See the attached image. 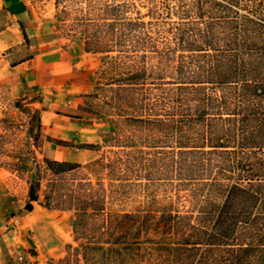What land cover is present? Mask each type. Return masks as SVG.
I'll return each instance as SVG.
<instances>
[{
    "label": "rangeland",
    "instance_id": "rangeland-1",
    "mask_svg": "<svg viewBox=\"0 0 264 264\" xmlns=\"http://www.w3.org/2000/svg\"><path fill=\"white\" fill-rule=\"evenodd\" d=\"M23 1L19 19L0 9V264H198L204 246L184 248L222 204L228 167L249 163L253 150L264 157V140L252 148L225 132L226 117L245 116L247 143L264 118V99L232 94L248 72L222 79L211 105L176 90L207 81L174 60L188 54L174 29L188 0ZM247 3L264 19V0ZM232 9L241 12L215 17ZM227 42L218 34L215 48ZM60 53L67 62L58 65ZM202 145L228 153L208 168L199 154L176 155ZM45 159L78 167L55 175ZM31 183L37 201L27 211Z\"/></svg>",
    "mask_w": 264,
    "mask_h": 264
},
{
    "label": "trees",
    "instance_id": "trees-1",
    "mask_svg": "<svg viewBox=\"0 0 264 264\" xmlns=\"http://www.w3.org/2000/svg\"><path fill=\"white\" fill-rule=\"evenodd\" d=\"M259 1L262 2V0ZM232 6L241 8V12L232 9V15L215 17V11L229 10ZM258 6V3L253 6L248 5L247 0L187 1L181 13L183 19L175 25L174 29L175 39L178 40L177 47L181 48V51H187L188 54L175 55L174 60L179 72L186 73L187 69L189 76L207 81L191 82L190 86H182L184 82H180L176 86L177 91L187 92L188 95L198 97L201 102L211 105L217 99L214 96L215 92L223 91L226 87L221 83L222 79L242 80L244 73L248 72L247 75L251 78L232 87L234 99L237 98V101L242 102L247 99V95L264 99V19L261 21L256 19L260 14ZM139 24L142 25L143 22H125V25L129 27ZM218 34L225 35L228 41L226 50L218 51L215 48V38ZM234 74L235 77L232 76ZM205 83L211 84L210 93H207V88L202 86ZM234 112L229 114L233 116L236 113L239 114V110ZM200 117L203 116L199 115ZM245 120V116L226 117L224 121L231 127L228 125L225 132L229 135L231 130H237L243 140L240 145L249 144L251 145L249 147L260 149L264 140V137L260 136L264 131V118L256 119L252 129L254 136L247 139L249 140L247 143L244 142V138H247ZM208 121L210 123H207L205 132L210 136L215 131L212 125L214 119L211 117ZM39 128L38 119L37 129ZM256 132L259 133L258 136ZM209 139L211 140V137ZM207 147L204 149L202 145L197 150H178L176 155L181 158L182 155L199 154L204 168L205 166L208 168L213 160L212 155L218 152L228 153L226 150H218L223 147L220 145H207ZM252 156H255L257 161L250 162ZM44 161L55 175L78 167L77 164L66 162H51L47 159ZM247 162L249 163L244 162L240 165V168H238L240 163L237 161L234 162L235 167H228L227 173L230 175H223L234 180L224 184L222 204L210 220L208 228L193 232L190 237L193 239L192 246L184 248L195 253L200 250L196 246H204L203 255L198 264H264V157H258L257 152L253 150L247 152ZM211 180L213 181L211 183L217 182L214 177ZM244 180H246L245 183H243ZM37 185L36 183L29 185L28 202L24 206L27 211L32 210L31 202L37 201ZM221 185L223 186V184L219 186ZM111 217L110 214L109 218ZM224 244L223 248H217ZM83 249L95 248L83 247ZM77 251L75 249V253ZM216 251L226 253L227 257L223 258V263L216 257ZM81 258L85 261V254Z\"/></svg>",
    "mask_w": 264,
    "mask_h": 264
},
{
    "label": "crops",
    "instance_id": "crops-1",
    "mask_svg": "<svg viewBox=\"0 0 264 264\" xmlns=\"http://www.w3.org/2000/svg\"><path fill=\"white\" fill-rule=\"evenodd\" d=\"M2 8H6L9 11H11V13H13V15L19 19L20 15L25 13L27 11V5L26 2L23 0H0V9ZM6 30H2L0 33L3 34L5 33ZM20 48H22L20 46ZM28 50H30V46H28L27 48ZM62 54L60 53L57 57H56V64H61L64 62H67L65 59H61Z\"/></svg>",
    "mask_w": 264,
    "mask_h": 264
}]
</instances>
